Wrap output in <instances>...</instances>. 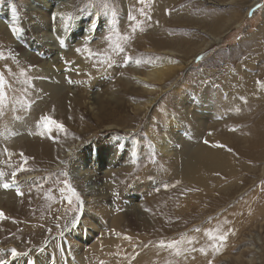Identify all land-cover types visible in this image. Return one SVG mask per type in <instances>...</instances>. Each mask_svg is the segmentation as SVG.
Here are the masks:
<instances>
[{
    "label": "bare ground",
    "instance_id": "obj_1",
    "mask_svg": "<svg viewBox=\"0 0 264 264\" xmlns=\"http://www.w3.org/2000/svg\"><path fill=\"white\" fill-rule=\"evenodd\" d=\"M154 3L155 14L161 18V11L168 5L169 0H154ZM43 6L45 14H42V18H49L47 21L53 19V15H50L56 5L49 0ZM10 17L7 20L9 23L2 22L0 17V43L8 45L1 51L14 54L6 57L10 60L9 64L0 58V67L12 82L11 87L15 93L14 118L17 121L11 120V125L0 133V172L4 173L0 178V185L5 182L12 183L13 179H7V175L11 171V158L16 151L19 152V159L27 157L28 161H32L36 171L33 175L36 176L38 171L49 167L59 172L56 168L60 165L59 159L64 157L62 146L67 143L71 145L76 140L75 137L86 140L90 134L95 136L97 129L101 130L99 132L113 130L114 134L120 135L94 139L91 145L86 144L84 147L87 150L86 156L80 158L79 154L75 155L76 163L81 159V166L86 165L91 170L98 164L96 167L100 169L90 176L85 172L86 178L94 187L89 188L84 195L76 226L72 225L73 219L64 223L59 215L66 209L65 196L50 195L36 206L35 200L40 197L37 191L42 185L39 184L38 188L25 193L27 199H20L14 204L18 199L14 188L0 186V211L6 216V219L0 218V260H6L8 264H207L209 259L218 258V251L213 245L221 248L226 240L228 243L240 235V239H244L243 244H248L249 248L241 247L243 252L238 251L239 257L246 264H255L258 261L256 253H253L256 249L255 243L250 239L245 240L246 236L242 232L248 226L260 225L259 232L264 233V189H253L251 185L264 177L261 172L257 174L256 166L257 162H263L264 157L263 119L257 117L258 110L264 109L262 93L257 94V98L251 97L248 110L236 115L235 123H231L230 119L215 122L217 117L213 110L227 106L217 104L211 96L203 98L201 104L192 105L186 97L180 96L176 101V112L165 110L161 114L165 133L157 137L156 127L145 125V133L161 161L160 181L167 179L160 189L152 193V186L149 189L142 185L150 178H158L149 175L150 169L157 164L147 153L137 155V143L134 140L120 137L130 135V129L141 124V117L145 118L146 112L163 89L169 87V82L185 66L183 59H176V53H182V58L188 57V53L196 56L202 51L203 45L196 46L195 51H181L167 43H159L152 47L154 52L151 53L159 58L147 57V61L141 66L120 70L125 59L142 47L130 37L120 46L124 51L116 52L111 62L107 63L99 85L95 86L98 90H90L97 78L103 56L89 55L88 51H84L88 47L83 41L75 43L74 48H71V43L80 34V21L70 20L65 29L61 19L52 20L53 22L50 20L46 25L47 21L42 23L33 18L32 22L27 15ZM85 18L91 25V30L93 22L97 23L95 30H101L104 19L96 13L95 8ZM12 27H19L22 31L14 34ZM69 28L73 41L69 39L70 34L67 35ZM90 33L91 31L87 35ZM60 40L64 41L63 45ZM30 44L36 52H30ZM45 44L50 47H45ZM55 51L66 56L64 59H68L69 64L72 63L68 71L59 72L58 69L64 66V61L62 57L54 55ZM44 59L48 61L43 62ZM127 73L131 75V79L126 77ZM13 76H18L17 80ZM79 76L89 78L87 82L80 81L84 87L89 85L90 92L86 90L85 96L68 93L70 85L77 82L76 78ZM114 78L119 80L123 89L129 91L125 92L126 98L131 95L125 101L126 105L131 106V113L124 110L125 105L115 104L112 107V96L109 98L110 93L107 91ZM131 83L137 84L138 89L129 87ZM86 101L90 105L89 109L93 107L94 112L82 111ZM252 108L256 111L252 112ZM40 112L42 117H48L63 125L66 129L64 132L68 133L63 141L57 143L61 138L59 134H54L61 131L57 127L51 132L45 128L35 130L38 122H41L35 115ZM86 116L89 117L91 125L86 123ZM177 122L190 128V138L177 137L176 134L180 131ZM31 130V134L35 135L34 141H28ZM124 130L130 134H125ZM29 137L32 136L29 134ZM20 140L22 141L19 142ZM82 140L80 144L83 143ZM229 148L232 149L231 152L228 151ZM87 160L90 164H85ZM29 175L32 176L30 172ZM133 175H137L133 179H137L138 185H130L126 195H120ZM255 178L256 181L252 182ZM102 179L105 184L101 183ZM102 184L108 187L107 191L102 189L99 192L97 186ZM47 187L55 189L56 184L47 183ZM61 193H65V189ZM133 201L135 204L129 206ZM52 223L57 230L62 227V236L51 240L49 238L47 241V234L51 233L47 228ZM206 233L214 236L226 235V239H209ZM13 238H21V244L9 242ZM173 242L176 247H168ZM29 247L41 249H32L27 256L25 253L11 256L10 249L15 248L22 253ZM201 248L205 251L201 252ZM177 252L180 254L177 255ZM260 262L262 261L259 260Z\"/></svg>",
    "mask_w": 264,
    "mask_h": 264
},
{
    "label": "rangeland",
    "instance_id": "obj_2",
    "mask_svg": "<svg viewBox=\"0 0 264 264\" xmlns=\"http://www.w3.org/2000/svg\"><path fill=\"white\" fill-rule=\"evenodd\" d=\"M48 1L49 0H0V17L3 19L2 22L9 23L7 20L10 16L15 17L27 15L30 21L33 22V18H36V20L43 23L49 19L42 18L45 14V8L43 5H47ZM51 2L56 5V9L51 12L52 14L50 16L57 14L56 19H60L58 14H70L72 21H80L81 23V26H79L80 30H78L81 35L78 34L76 36V41L71 43V48H74L75 43L83 41L85 43L84 45L88 47L92 55H99V57L101 55L104 57H102L97 78L90 90H93V88L98 90L95 86L99 85L102 73L111 62L113 56L116 55V52H119L116 50L115 45L119 44L121 46V44L125 42L123 37H131L134 42L140 43V46L142 47H140L137 52L134 54L132 53L131 56H129L131 59H125L123 66L120 67V70L141 66L142 64H145L144 62L147 61V57L151 58L152 56H155V58H159L154 55L155 53L151 54L154 52V48L152 47L159 43H167L169 46H173L174 49L181 51H190L191 49L195 51L196 46L200 47V45H203L202 51L199 54H197V52L194 53L197 54L196 56H192L193 53H188V57L182 58V53H176V59H183L182 61H184L185 66L181 68L178 75L169 82V87L163 89L161 93L162 95L160 94L157 97L158 99L154 101L153 105L146 112L145 118L141 117V124H139L135 129H130L131 134L125 132L126 130H124L123 132L125 134L130 135L120 137V139L134 140L137 143V155L142 156L140 155L141 153H147L157 164L156 167H152L150 169L149 175L158 176V178L154 179L153 177L148 180L150 183L148 181L144 182L145 184L142 183V187L146 185L149 189H151L150 186H152V193L160 189L167 179H164L162 182L160 181L162 168L160 165L161 161L159 160V156L156 152H154L156 149L153 147L151 140L148 139L145 133V125L151 124L152 126H155L157 137H160L163 133H165L166 129L164 128V122L162 121L163 118L161 119V114H163L165 110H174L176 112L178 109L176 101L180 98V96L186 97L185 99L189 101L191 105L192 103L201 104L203 98L211 96L217 104L227 106L226 108H220L216 111L213 110L215 116L217 117L215 122H222L230 119L231 123H235L237 119L236 115L240 112L248 110L249 101L252 96L257 98V94L259 93L264 95V86L257 83V81L264 83V7H257V5H264V0H169L168 5L163 11H161V18L155 14L154 8L156 7L153 6L155 4L154 0H144L143 3H141V0H51ZM13 6H15V11H13ZM93 8H95L96 13H99V15H101L104 19V24L100 31L95 30L97 23L91 30V25L88 24L85 18L88 14H92ZM130 16H134L135 19H129ZM50 20L51 22L55 21L52 18ZM50 20L46 22V25H48ZM157 20L160 23H158ZM90 31L91 33L87 35ZM68 34H70L69 39L73 41L70 28L67 30V35ZM107 37H111V39L109 40ZM34 40L37 39L34 37ZM45 45L47 48L50 47V45ZM4 47H8V45L0 43V54H2V58L6 61V64H9L10 60L6 59V57L14 53L7 52L6 50L1 51ZM29 50L31 53L36 52L34 46L31 44ZM74 52L77 51L74 50ZM61 54L62 53L58 51L54 52V55L62 57L64 61V66L58 69L59 72H65L70 69L72 63L69 64V60L64 59L66 56ZM199 56H203V59L197 60V57ZM47 59L50 60V58ZM47 59H44L43 62H47ZM137 60L140 61L139 64L136 63ZM73 72L74 76H76V72ZM23 75L24 73L22 76ZM17 77L18 76H13L15 80H17ZM126 77L131 79V75L128 73L126 74ZM115 78L111 82L108 81L110 82V85L108 86L107 93H110L109 98L111 96L113 97L110 99L112 107H115L117 104H121L123 106L125 105L124 110L131 113L132 110H130V104L126 105V102L131 95H128V98H126V93L129 91H127V89H123L120 86L119 80H115ZM76 79L78 81H74V83L70 85L68 93H78L85 96L87 93L86 90L90 92L88 89L89 85L84 87L80 81L87 82L89 78L79 76ZM11 83V79L9 80L8 76H6L0 67V115L2 116L0 117V133L4 132L11 125L13 122L11 120L17 119L14 118L16 116L14 109L15 93L11 87ZM132 86L138 89L137 84L131 83L129 87ZM69 96L70 95L68 94L67 97ZM120 101L123 103H120ZM85 104L82 110L84 113H91V111L94 112L92 109L93 107L89 109L90 105L87 101ZM163 108L164 110L162 111ZM251 111L255 112L256 109L252 108ZM41 117L42 112L35 115L37 120H40ZM257 117H262V127L264 128V109L258 110ZM85 121L91 125L88 116H86ZM178 124L180 125V131L176 134L178 135L177 137L180 136L183 139L190 138L192 135L190 128L183 127L180 123ZM51 127L53 131L55 126L52 125ZM39 128H45L42 122H38L35 130L38 131ZM80 128L81 127H79V129ZM96 131L98 133L95 136H91L90 134L86 140H82L83 138L81 137H75L76 140L71 142V145L68 143L65 145L63 144L62 149L64 157L61 159L58 158L60 160V165L56 168L59 172H57L53 167H49L45 170L42 169L38 171L35 176L33 174H35L36 171L33 169L34 167L32 165V161H25L23 158L19 159V152H14V155L11 158V171L8 173L7 179L9 178L12 180V173L15 172L17 175V177L15 176L16 186H13V188L17 192L18 187L19 191L24 193L22 196L18 195V199L14 201V204L18 203V200L20 199L21 201L27 199L25 193H30L32 190L38 188L39 184H42L39 187L41 190L39 189L40 191H37L40 197L35 200L36 206L40 201L45 200L50 195H62V197L65 196V200L67 201V204L64 202L66 204V209L62 210L60 207L62 212L59 213L64 223L70 222L74 217H77L80 211V203L75 197H72L71 204L68 202L67 197L70 194L67 192L64 181L67 180L71 187L75 188L76 192L79 194L80 200L83 201L86 191H88L89 188L94 187L93 184H90V180L86 178L85 172H87V174L89 173L88 175L90 176L100 171V169L96 167L98 164H95V167L93 169L91 168V170L88 169V166L86 165L81 166V159L79 160V163L78 160L76 163L75 155L79 154L80 158H82V156H86L85 152L87 150L86 148L84 149V147L86 144L91 145L92 142H94V139H105L106 137L110 138L114 135H120V133L114 134L113 130L99 132L101 130L97 129ZM31 132L32 130L28 133V141H34L35 139V135L31 134ZM29 134L32 137H29ZM54 134L55 136L58 134L61 136V140L58 139L57 143L63 141V139L68 135V133L64 131H59ZM81 140L83 143L80 144ZM202 140L203 139H201V141ZM21 141L22 140L19 142ZM73 146L75 148H73ZM87 158L90 159V156H87ZM262 159L263 162H257L256 166L258 169L257 174H260L261 172L263 175L264 171H262V167L264 166V157ZM73 163L74 165H72ZM88 163L90 164V161L87 160L85 164ZM21 168L24 169L23 173L20 170ZM106 170L107 169H102V171ZM29 172L32 176L29 175ZM57 173L60 174V176L56 177L55 175ZM131 177L127 182V186H124L120 195H126L125 192L130 185H138L139 182H137V179L134 180L137 178V175H133ZM54 179L56 180L54 181ZM113 179L114 178H112V181ZM115 180L117 181L116 178ZM255 181L256 178L252 182ZM47 183L52 185L56 184V188L49 189L47 187ZM101 183H104L103 179ZM104 184L97 186L99 192L102 189L104 192L107 191L108 187ZM251 185L253 189L258 187L263 190L264 177L261 179L259 178L258 183L255 182ZM61 189H65V193L62 194ZM44 190L46 191L44 192ZM45 193L47 196H45ZM134 204L135 202L133 201L129 206H133ZM3 219H6L5 215ZM49 225L47 230L51 233L47 234V241H49V238L51 240V238L54 239L56 236H62V227L57 230L54 223ZM259 228L260 225L259 227H253V225H251L242 232V235L246 236L245 240L250 239L255 243L256 249H252L253 253H256L255 257L258 258V261L255 264H262L264 259V233H260ZM256 234L258 235V238ZM239 236H236L231 241H228V243L226 240L222 244L223 247L224 245L225 247L223 248L221 245V248H219L217 255L218 258L209 259L207 264H246L244 259L239 257V252H243V248L241 247L249 248V245L243 244L244 239H240ZM20 240L21 238H13L9 242L12 241L16 244H21ZM237 248H239V250ZM251 248H253V246ZM32 249L40 251L41 248L29 247L23 250V255L25 253V256H27L29 252L33 251ZM0 252H2L1 249ZM223 254L224 256H222ZM245 254L248 255V252L245 251ZM219 255L222 257H219ZM1 256L2 254L0 253V257ZM259 260L262 262L259 263ZM97 264L101 263L97 262Z\"/></svg>",
    "mask_w": 264,
    "mask_h": 264
},
{
    "label": "snow or ice",
    "instance_id": "obj_3",
    "mask_svg": "<svg viewBox=\"0 0 264 264\" xmlns=\"http://www.w3.org/2000/svg\"><path fill=\"white\" fill-rule=\"evenodd\" d=\"M143 2H144V0H141V3H143ZM257 7H258V8H259V7H264V5H257ZM15 10H16V9H15V6H13V11H15ZM56 15H57V14H54V15H53V20L56 19ZM58 15L60 16V19L64 22V27H65V29H66V28L68 27V22L72 19L71 15H70V14H69V15H65V14H63V13H60V14H58ZM129 19L134 20L135 17H134V16H130ZM92 27H93V28L95 27V22H93ZM11 30H12V32H13L14 34H19V33L22 31V29L19 28V27H12ZM107 39L110 40L111 37H107ZM123 39L126 41V40L129 39V38H128V37H123ZM60 43H61V45H63L64 41H63V40H60ZM115 48H116V50H118L119 52H123V51H124V49H123L122 47H120L119 44H116V45H115ZM77 51H81V49H77ZM84 51H88V52H89V55H92V53H91V51H90L89 49L85 48ZM0 58H2V54H0ZM126 59H131V58H130V57H127ZM201 59H203V56H199V57H197V60H201ZM136 63L139 64L140 61L137 60ZM22 74H23V73H22ZM257 83H258V84H262V86H264V83H262V82H260V81H257ZM41 122L43 123L44 127H45L49 132H51V130H52V127H51L52 125H54L55 127L59 128L61 131H66V129H64V127H63L62 124H60V123H58V122H56V121H53V120H51V119L48 118V117H41ZM233 130H234V129H233ZM42 134H43V133H41V135H42ZM205 143H207V141H205ZM216 146H218V147H225L224 145H216ZM228 151L231 152L232 149L229 148ZM24 159H25V161H27L28 158L25 157ZM20 170H21V171H24L23 168H21ZM3 175H4V173L0 172V178H2ZM65 175H66V174H65ZM15 176H16V173L13 172V173H12V177H13L12 183L9 184V183H6V182H5V183H3V184L0 185V186L4 187V188H6V189L9 188V187L16 186ZM64 184L66 185L67 192L70 194V195L67 197L68 202L71 204V203H72V197H75L76 200L80 203V205H81V207H82V205H83V201L80 200L79 194L76 192L75 188L71 187V185L68 183L67 180L64 181ZM61 191L63 192L64 189H61ZM17 193H18V195H23V193L19 191V188H18V187H17ZM3 217H4V213H3L2 211H0V218H3ZM78 221H79V216L74 217L73 220H72V225H73V226H76L77 223H78ZM206 234L209 236V239L219 240V241H224V240L226 239V235L214 236L212 233H206ZM126 238H128V237H126ZM163 243H164V242L162 241L161 244H163ZM168 247H170V248L176 247V243L173 242L172 244H169ZM213 247H214L217 251H219V247H218V246L213 245ZM200 251H201V252H204L205 250H204L203 248H201ZM10 253H11V256H12V257H16V256H19V255H23V253H19V252H17V250H16L15 248L10 249ZM179 254H180V253L177 252V255H179ZM0 264H8V262H7L6 260H0Z\"/></svg>",
    "mask_w": 264,
    "mask_h": 264
}]
</instances>
